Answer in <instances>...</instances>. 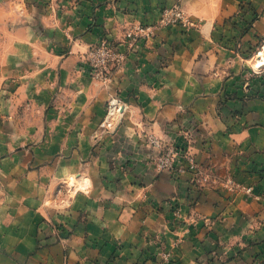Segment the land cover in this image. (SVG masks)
Wrapping results in <instances>:
<instances>
[{"label": "crops", "instance_id": "crops-1", "mask_svg": "<svg viewBox=\"0 0 264 264\" xmlns=\"http://www.w3.org/2000/svg\"><path fill=\"white\" fill-rule=\"evenodd\" d=\"M174 5L196 28H162L157 50L135 63L134 76H118L137 102H123L120 112L121 103L111 99L105 119L116 129L102 138L124 149L130 167L114 177L104 164H76L62 179L51 172L68 184V194L49 208L36 209V196L19 209L14 201L6 205L0 264H264V82L252 79L261 71L258 56L242 59L219 43L218 32L228 33L242 9L254 12L259 18L247 39L260 37L264 51V0H123L96 12L114 26L116 16L133 18L121 9L134 6L136 18L152 21L157 9ZM163 57L170 63L160 71ZM94 87L100 88L81 86L83 106L74 109L85 110L87 96L98 103ZM106 93L101 87L99 95ZM185 128H196L193 153L203 173L158 174L141 134L172 141ZM86 140L91 144L83 134L80 148L89 147ZM20 184L34 188L30 179Z\"/></svg>", "mask_w": 264, "mask_h": 264}, {"label": "rangeland", "instance_id": "rangeland-1", "mask_svg": "<svg viewBox=\"0 0 264 264\" xmlns=\"http://www.w3.org/2000/svg\"><path fill=\"white\" fill-rule=\"evenodd\" d=\"M122 1L0 0L1 225L7 223L6 205L11 206L13 201L17 203L15 209H19L36 196V209H41L44 204L49 208L60 195L66 197L68 184L57 181L51 172H57L62 179L69 170L75 171L76 164H104L105 175L116 177L117 170L130 167L131 159L125 158L124 149L111 148L107 138H102L116 129L105 123L106 118L110 119L111 99L121 103L120 112H124L123 102H137L134 92L124 91L125 82L118 76H134L135 63L157 50L162 28L196 26L180 5L153 10L152 21L136 18L134 6L130 10L120 8L133 18L122 21V16H116L114 26L104 21L110 16L96 12L104 5H119ZM258 18L254 12L242 9L230 20L228 33L218 31L219 43L244 60L255 58L261 47L260 37L256 42H248L247 38ZM159 60L163 71L170 61L164 57ZM255 69L261 71H255L252 79L264 82L263 68ZM86 82L105 88L107 93L102 97L100 88L94 87L98 103L87 96L91 103L86 109H74L83 106V96L79 94ZM128 129L132 134L136 131L135 127ZM195 130H180L172 141L147 132L141 134L143 144L152 151L149 163L158 174L188 172L198 178L203 173L193 153ZM83 134L85 139L90 135L91 140V144L86 140L84 146L89 147L85 149L80 148ZM169 150H173L175 158L171 166H165L161 160ZM81 151H86L87 157ZM186 156L193 158L194 165L187 162ZM27 179L34 183L32 191L20 184ZM52 180L58 184L46 192ZM47 197L46 203L43 200Z\"/></svg>", "mask_w": 264, "mask_h": 264}, {"label": "built area", "instance_id": "built-area-1", "mask_svg": "<svg viewBox=\"0 0 264 264\" xmlns=\"http://www.w3.org/2000/svg\"><path fill=\"white\" fill-rule=\"evenodd\" d=\"M174 158H175V155L173 153V150H169L165 153V155L161 161L165 166H169V165L171 166ZM186 159H187V162H189L191 165H194L195 161L193 160V158H191L190 156H186ZM182 170H184V169H182Z\"/></svg>", "mask_w": 264, "mask_h": 264}, {"label": "bare ground", "instance_id": "bare-ground-1", "mask_svg": "<svg viewBox=\"0 0 264 264\" xmlns=\"http://www.w3.org/2000/svg\"><path fill=\"white\" fill-rule=\"evenodd\" d=\"M255 68L259 69L264 66V51L260 52L258 58L255 60Z\"/></svg>", "mask_w": 264, "mask_h": 264}]
</instances>
